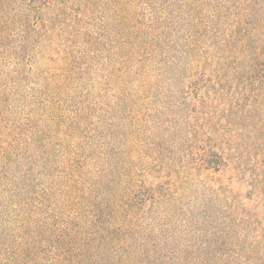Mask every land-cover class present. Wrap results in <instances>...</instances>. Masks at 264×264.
Masks as SVG:
<instances>
[{"label":"trees","instance_id":"obj_1","mask_svg":"<svg viewBox=\"0 0 264 264\" xmlns=\"http://www.w3.org/2000/svg\"><path fill=\"white\" fill-rule=\"evenodd\" d=\"M243 158L258 198L264 0H0V264H264L187 195Z\"/></svg>","mask_w":264,"mask_h":264},{"label":"rangeland","instance_id":"obj_2","mask_svg":"<svg viewBox=\"0 0 264 264\" xmlns=\"http://www.w3.org/2000/svg\"><path fill=\"white\" fill-rule=\"evenodd\" d=\"M248 159L249 158H243L240 160L244 166V171L242 172H239V167L241 165L233 163L231 167L222 174H201L199 177L193 179L187 193L191 198L190 200L198 205L202 203L203 200L209 199L210 194H215L216 197L220 194L219 189L224 188L228 192H231L229 193V196H231L229 204H231V206H225V209H222V212H220L221 207L217 201L218 204H216L213 210V218L217 219L222 214L225 215L232 212L233 218L243 222H241L242 224H238V226L246 229L255 228L257 222L264 221V195H260L256 198L252 193V188L249 185L252 173L247 168L250 164ZM191 227L192 223L187 219L186 222L183 223V226L176 231H188ZM196 234L197 232L194 233V235Z\"/></svg>","mask_w":264,"mask_h":264}]
</instances>
